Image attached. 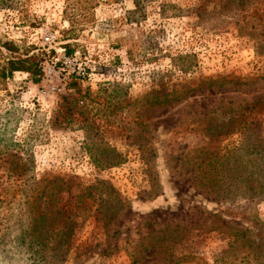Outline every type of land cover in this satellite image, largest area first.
<instances>
[{
    "label": "rangeland",
    "instance_id": "374dc122",
    "mask_svg": "<svg viewBox=\"0 0 264 264\" xmlns=\"http://www.w3.org/2000/svg\"><path fill=\"white\" fill-rule=\"evenodd\" d=\"M11 59L41 80L5 79ZM250 138L264 142V0H0V264H264V231L256 261L228 237L251 226L225 212L264 223V198L218 204L191 180L194 151ZM78 185L92 186L80 203ZM36 211L77 219L67 252L29 245ZM175 225L182 239L154 254Z\"/></svg>",
    "mask_w": 264,
    "mask_h": 264
},
{
    "label": "trees",
    "instance_id": "16d2710c",
    "mask_svg": "<svg viewBox=\"0 0 264 264\" xmlns=\"http://www.w3.org/2000/svg\"><path fill=\"white\" fill-rule=\"evenodd\" d=\"M69 50L66 51V54H71ZM36 69L32 63H28L27 60H16L11 59L7 61V66L5 68L4 78H11L14 72H25L30 74L33 78V82L37 83L41 80L42 69ZM38 73V78H35V74ZM211 83L216 82V84L221 87L223 85V80L220 81H208ZM185 87H182L184 89ZM173 96L174 100L177 101L180 98L177 92L171 93V96L163 94L156 97L154 104L161 105L170 100ZM254 129L249 130L254 136ZM209 148H203L194 151V154H199V159L195 165V170L192 172L191 180H196L194 186L201 188L203 191H206L212 194L216 202L219 204L224 200L229 198L237 197L238 194L241 196L247 197L250 196L253 202L259 201L258 199L264 198V142L259 139L246 140L244 145L239 147H234L224 154L222 158L218 157L217 153H212L208 151ZM202 152V154H201ZM233 154V155H232ZM214 159V160H212ZM226 163L230 165L237 166L236 173L231 175L228 170L218 173L216 164L223 166L221 164ZM225 164V165H226ZM222 173V175H221ZM56 180L53 181V183ZM102 184V183H101ZM103 185V184H102ZM101 185V187H102ZM81 187V192L77 196V201L80 203L85 200L87 196L91 195L90 190L92 186ZM226 186V187H225ZM229 194L228 197L226 195ZM48 196L45 198L47 199ZM38 208V207H37ZM90 207L78 208L75 214V217H82V211L88 210ZM38 211V210H37ZM37 217L33 219L32 225L30 228L31 236L28 239L29 245H36L42 247V250H47L48 244L53 241L57 244V249L60 251L67 252L70 239V233L74 230V227L77 225V219L70 217L66 212L62 213L61 217L56 216L52 222L45 220V212H37ZM228 216H237L244 221V223L251 226L250 228H240L233 227V231L228 233V237L233 238L234 243L242 244V247L246 246L247 249H251L250 253L252 257L257 261L260 257V245H256L255 241L252 240L251 236L254 232L264 231V223L259 219L257 212L251 210V213H234V210L225 211ZM112 213V211H111ZM103 220L108 218V216H103ZM181 229V230H180ZM57 230L58 233H55ZM255 230V231H254ZM182 231V228L178 225H175L171 230L169 236L158 235L150 238L152 243L150 249H156V253L166 254L168 246L164 245L162 242L172 243L176 242L178 239H182L180 234L178 236H173L174 233ZM178 238V239H177ZM22 243L23 239L19 240ZM179 241V240H178ZM162 250V251H161ZM170 251V249H169ZM247 257H249L247 255ZM138 260L135 259L132 264H138ZM166 264H208L198 255L194 253H188L185 255L174 256L172 253L168 255Z\"/></svg>",
    "mask_w": 264,
    "mask_h": 264
},
{
    "label": "built area",
    "instance_id": "2783aa9c",
    "mask_svg": "<svg viewBox=\"0 0 264 264\" xmlns=\"http://www.w3.org/2000/svg\"><path fill=\"white\" fill-rule=\"evenodd\" d=\"M67 68L69 69V72H68V76H75L77 78H82V79H85L86 76H87V73L85 72L84 69L80 68V67H74L73 69L70 67V66H67ZM55 90V87L52 86L50 88V91H54Z\"/></svg>",
    "mask_w": 264,
    "mask_h": 264
}]
</instances>
